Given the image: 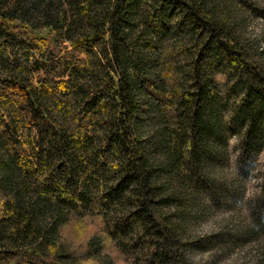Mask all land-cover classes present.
Instances as JSON below:
<instances>
[{"label":"trees","instance_id":"16d2710c","mask_svg":"<svg viewBox=\"0 0 264 264\" xmlns=\"http://www.w3.org/2000/svg\"><path fill=\"white\" fill-rule=\"evenodd\" d=\"M259 6L0 0V264H196L228 242L264 264L263 197L250 225L199 229L243 198L232 140L240 164L264 146Z\"/></svg>","mask_w":264,"mask_h":264},{"label":"rangeland","instance_id":"374dc122","mask_svg":"<svg viewBox=\"0 0 264 264\" xmlns=\"http://www.w3.org/2000/svg\"><path fill=\"white\" fill-rule=\"evenodd\" d=\"M257 2L261 7L263 2L253 0ZM256 26L260 30L264 25V20L258 18L255 20ZM22 35L31 44H35L37 39H48L52 42L54 47H60V42L55 41V38L51 37L49 30L44 31H33L28 28L21 29ZM218 80L224 85L225 77L220 75ZM231 112L229 109L227 115ZM230 167L232 177L236 180L238 185L243 183V198L239 202H231L230 200H223L226 205L222 206V212H215L212 217L204 224L200 225V231L210 233H218L230 230L231 232L242 228L241 226H248L251 224L247 218L251 209L255 206L256 202L262 197L264 198V146L258 154L254 155V161L246 160L244 163H239V158L242 153L240 145L236 139L231 142ZM241 169V170H240ZM240 171V173H239ZM238 173L242 176L239 179L236 177ZM245 173V175H244ZM244 224V225H243ZM233 227V228H231ZM93 225H89V229H92ZM254 246V243H248L247 247L245 244L233 246L231 243L225 244V246L214 247L209 251H196L195 263L196 264H245L249 257L250 247ZM250 263V261L248 262Z\"/></svg>","mask_w":264,"mask_h":264}]
</instances>
